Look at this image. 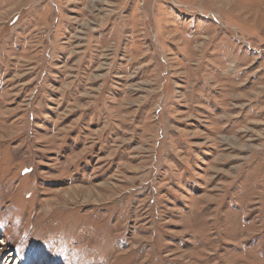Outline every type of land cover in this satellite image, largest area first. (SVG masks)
Returning <instances> with one entry per match:
<instances>
[{"label": "rangeland", "instance_id": "374dc122", "mask_svg": "<svg viewBox=\"0 0 264 264\" xmlns=\"http://www.w3.org/2000/svg\"><path fill=\"white\" fill-rule=\"evenodd\" d=\"M0 264H264V0H0Z\"/></svg>", "mask_w": 264, "mask_h": 264}, {"label": "bare ground", "instance_id": "6f19581e", "mask_svg": "<svg viewBox=\"0 0 264 264\" xmlns=\"http://www.w3.org/2000/svg\"><path fill=\"white\" fill-rule=\"evenodd\" d=\"M8 260H6V262H7Z\"/></svg>", "mask_w": 264, "mask_h": 264}]
</instances>
